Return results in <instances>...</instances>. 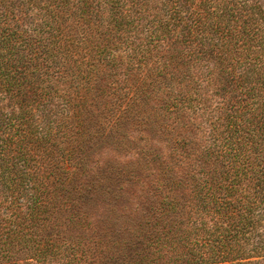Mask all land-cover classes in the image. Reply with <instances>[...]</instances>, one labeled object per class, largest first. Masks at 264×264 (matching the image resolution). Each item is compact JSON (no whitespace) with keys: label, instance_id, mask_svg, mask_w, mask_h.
Returning <instances> with one entry per match:
<instances>
[{"label":"trees","instance_id":"1","mask_svg":"<svg viewBox=\"0 0 264 264\" xmlns=\"http://www.w3.org/2000/svg\"><path fill=\"white\" fill-rule=\"evenodd\" d=\"M0 264H264V0H0Z\"/></svg>","mask_w":264,"mask_h":264},{"label":"rangeland","instance_id":"2","mask_svg":"<svg viewBox=\"0 0 264 264\" xmlns=\"http://www.w3.org/2000/svg\"><path fill=\"white\" fill-rule=\"evenodd\" d=\"M103 156V155H102ZM98 214V213H97ZM95 221H98L97 219Z\"/></svg>","mask_w":264,"mask_h":264}]
</instances>
